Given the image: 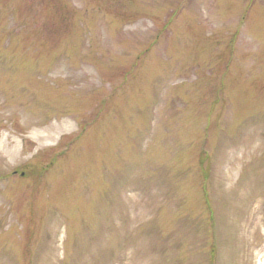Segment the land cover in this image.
<instances>
[{
    "label": "rangeland",
    "instance_id": "rangeland-1",
    "mask_svg": "<svg viewBox=\"0 0 264 264\" xmlns=\"http://www.w3.org/2000/svg\"><path fill=\"white\" fill-rule=\"evenodd\" d=\"M0 264H264V0H0Z\"/></svg>",
    "mask_w": 264,
    "mask_h": 264
}]
</instances>
